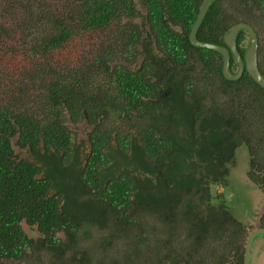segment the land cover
<instances>
[{
    "label": "trees",
    "instance_id": "16d2710c",
    "mask_svg": "<svg viewBox=\"0 0 264 264\" xmlns=\"http://www.w3.org/2000/svg\"><path fill=\"white\" fill-rule=\"evenodd\" d=\"M202 1L0 0V264L42 251L60 264L144 262L148 252L94 260L81 239L92 227L148 229L146 217L161 238L146 244L157 264H203L207 223L234 242L240 224L232 230L221 211L205 215L184 196L225 183L242 145L264 190V88L246 71L226 79L221 54L190 42ZM260 4L214 0L197 38L225 45L236 21L257 27ZM82 121L86 141L68 124ZM24 222L43 236L34 241ZM234 244L229 256L239 252L241 264Z\"/></svg>",
    "mask_w": 264,
    "mask_h": 264
},
{
    "label": "rangeland",
    "instance_id": "374dc122",
    "mask_svg": "<svg viewBox=\"0 0 264 264\" xmlns=\"http://www.w3.org/2000/svg\"><path fill=\"white\" fill-rule=\"evenodd\" d=\"M140 1V0H139ZM225 6L228 5L227 1L223 2ZM264 3V0H263ZM141 4V3H140ZM142 6V5H141ZM138 6L139 9H143L142 12H145V8L142 6ZM261 6V4H260ZM235 6H233L231 12L238 13L235 9ZM249 14L252 13L251 10L248 12ZM239 17V16H238ZM254 17L257 21V31L258 35L260 38V53H259V59L260 63L264 67V12L262 13L259 12V10H254ZM138 21L139 25L143 27V18L142 16L136 20ZM236 22H240L239 20ZM253 25V24H252ZM254 26V25H253ZM175 29L180 30L181 28L176 27ZM146 36V33L144 32L143 37ZM250 42V36L245 34V39L242 43V45L246 48L247 45ZM196 55L197 52H195ZM195 55V56H196ZM193 60L196 61L194 58ZM143 61L142 56L138 59V62L140 63ZM191 66H194V61L191 62ZM70 128L73 129L77 133V140H87V132L91 129V127L88 125H85V121L78 122V123H73L69 122L68 123ZM16 152L21 153V156H26V151H22L19 148L15 149ZM229 170L230 173L227 176L228 184L227 186L218 184V183H212L210 186V192L212 199L210 196L206 195V200L205 204H201L200 202H204L203 200L200 199V192L198 191L197 193L193 191L190 195L184 196L187 197L186 199L189 201H192L193 203L197 204V209L201 210L205 215H207L210 211V207H212L209 204H215L218 205L220 204L221 201L225 202L226 204H222V206L229 208L234 212L235 209H242L243 213L238 212L237 210L235 211V216L236 218H240L243 220L242 222L244 225L248 223V226L250 227V230L248 231L245 226H244V232L248 234V232H251V229L255 227L256 222L258 221V217L262 215V209L264 210V190L260 188L259 186L255 185L249 175V154L248 150L245 146H240L236 149L235 154H234V159L233 161L229 164ZM198 194V196H197ZM219 194H222L221 198L219 197ZM185 199V200H186ZM244 200V201H241ZM262 212V213H261ZM256 214L257 216H253L252 214ZM145 216V215H144ZM146 217V216H145ZM143 217V218H145ZM144 224L146 227H150L146 229L145 227L143 228L142 225L139 223L132 229L131 232L129 233H123V234H116L112 236L109 231L107 230H99L97 227H92L91 228V235L92 237L89 239H81V242L84 247L89 248V250H92V254L94 257V260L97 259V257H102V256H108L109 258H119L121 260H124L126 256L136 254L138 258H141L143 254L142 252L147 253V258L145 261H137V264H157L156 259H154L152 256L149 255V250L146 251L148 248V245H146L148 242L149 244H157V240H160L161 238H157V230L153 229V224L151 221V218L144 219ZM25 231L29 235V237L33 238L34 240L39 239L43 234L38 230L37 226H30L26 222L22 223ZM127 225H123L122 227L125 228ZM247 226V227H248ZM132 227V226H130ZM243 232V234H238V236H234V241L237 246H242L244 247L246 243L247 236ZM62 237H64L63 234H60ZM140 236H146L148 240H141ZM154 239V241H153ZM264 239V238H263ZM106 243V241H108ZM223 240V239H221ZM105 243V244H104ZM234 243L230 244V240L228 239L227 241L224 240V243L220 246L222 249H217L216 245V240H211L210 245L207 246L213 250H219V255L218 256H210L205 254L204 251H202V257L200 259V263H203V261H211L217 259L220 254H229L231 252L230 248L228 245H233ZM106 245V249L103 248V246ZM235 245V244H234ZM256 246V244H255ZM254 246V247H255ZM252 250V260L251 264H264V260L260 261L261 256L264 257V248L258 247L254 248ZM139 249V251H138ZM257 251L255 252V250ZM105 252H102L104 251ZM176 252L182 253V248L175 249ZM221 252V253H220ZM258 252V253H257ZM37 256L36 253L31 254L28 257V260H25L24 258H21L20 260L15 261L16 264H26V261H28L30 264H60L59 259H57V254H48L47 252L43 251L40 255V258H35ZM258 255V256H257ZM155 258H158L159 256L154 255ZM227 258L228 262L226 264H232L234 263L235 258L232 257ZM222 261V258L220 260ZM120 264H123V262H119Z\"/></svg>",
    "mask_w": 264,
    "mask_h": 264
},
{
    "label": "water",
    "instance_id": "95a60500",
    "mask_svg": "<svg viewBox=\"0 0 264 264\" xmlns=\"http://www.w3.org/2000/svg\"><path fill=\"white\" fill-rule=\"evenodd\" d=\"M214 0H203L198 11L197 18L189 33L190 42L197 47H204L215 50L222 55L223 68L222 72L226 79L236 80L246 71L250 76L264 88V76L259 66V35L252 24L240 21L231 26L224 34L225 45L212 42L202 41L197 38V31ZM241 31H248L250 42L245 49L244 56L241 55L238 46V35ZM231 55L234 56L237 63V71L232 72L230 69ZM264 234V228H258L251 232L246 244L244 264H250L251 248L253 240L258 234Z\"/></svg>",
    "mask_w": 264,
    "mask_h": 264
},
{
    "label": "flooded vegetation",
    "instance_id": "af4514ba",
    "mask_svg": "<svg viewBox=\"0 0 264 264\" xmlns=\"http://www.w3.org/2000/svg\"><path fill=\"white\" fill-rule=\"evenodd\" d=\"M262 11L264 12V3H263V0H261V9L259 10V12L260 13H262ZM235 23H237V22H235ZM234 23V24H235ZM254 27V26H253ZM243 32V34H247V35H249V33H248V31H242ZM258 32V31H257ZM259 40H260V38H259ZM244 49H246L245 47H244ZM259 50H260V42H259ZM241 53V52H240ZM245 53V52H244ZM222 56V55H221ZM223 59V58H222ZM122 62H125V64L126 65H128L127 64V62H126V60L125 61H122ZM235 62H236V60H235ZM260 64V63H259ZM196 65V64H195ZM230 69H231V67H230ZM237 69H238V67H237V63H236V68H234L233 70H231L232 72H236L237 71ZM92 130V127H91V129L87 132V136H88V134L90 133V131ZM229 164L230 163H228V165L227 166H229ZM229 168V167H228ZM229 173H230V170H229ZM227 178V177H226ZM212 183H218V184H221V185H224V186H227V184H228V180H226L225 179V183H222V182H213V181H208L207 182V184L205 185V186H207V193H203V192H201V191H199L200 192V194H202V195H204V199H203V203L202 202H200L201 204H205V200H206V195H208V196H210V198L212 199V196H211V192H210V186L212 185ZM222 194H219V197L221 198L222 196H221ZM241 201H244V200H241ZM222 204H226L225 202H223V201H221L220 202V204H218V205H215V204H209V205H211L212 207H210V211H209V213H212V212H216L215 210H218V211H221L222 213H221V216H224V215H226V217H227V220H226V225H227V227H231V229L233 230V229H235L234 228V225H236V224H240V226L239 225H236V227H238L239 228V232H238V234H243V232H244V226H245V228L249 231L250 230V227L248 226V223L246 224V225H244V221L243 220H241L240 218H236V216H235V211L237 210H239V209H235L234 210V212L232 211V210H230L229 208H227V207H223L222 206ZM222 206V207H221ZM264 208V207H263ZM238 212H240V213H243L242 212V209H240ZM263 212V213H262ZM262 215L260 216V217H258L255 213L254 214H252L254 217L255 216H257V218H258V221L256 222V224H255V227H253L252 229H251V232L253 231V230H255V229H258V228H264V210L262 209ZM208 213V214H209ZM244 223H243V222ZM207 225L209 226V227H211V230L209 231V232H207L204 236H203V238H202V242H203V245H202V251H204L205 252V254H206V252H207V254L208 255H210V256H218L219 255V250H213V249H211V248H209V247H207V246H209L210 245V242H211V240H216V245H217V249H221L220 248V246L224 243V240H221V238H220V236L219 237H214L213 236V230H214V228L212 227V225H214V224H211V223H207ZM248 226V227H247ZM39 230V229H38ZM40 231V230H39ZM251 232H248V234L246 233V231L244 232L245 234H246V236H247V239H246V243H245V245H244V247L242 248V246H240V248H241V251H242V253H243V258H242V263L241 264H244V258H245V251H246V244H247V240H248V238H249V235L251 234ZM60 234H63V233H60ZM64 235V234H63ZM234 236H235V234H234ZM42 237V236H41ZM62 237V236H61ZM63 239H66V237H65V235H64V237H62ZM264 234H258L256 237H255V239L253 240V244H252V248H251V257H250V264H251V260H252V250H253V247L255 246V244H256V246L254 247V248H258V247H262V248H264ZM33 239V238H32ZM34 240V239H33ZM34 241H36V240H34ZM234 241V240H233ZM233 243H235V241L233 242ZM222 250V249H221ZM257 251V249L255 250V252ZM43 252V251H42ZM221 253V252H220ZM234 253V255H235V257L234 256H229V254L226 256V258L223 260V262L222 263H220V264H226L227 262H228V260H226L227 258H231V259H233L232 257H234L235 258V260H234V263L232 262V264H240V261H239V259H238V254H239V252L238 253H235V252H233ZM258 253V252H257ZM57 254V253H56ZM258 256V255H257ZM220 260H221V254H220V256L217 258V259H215V260H211V261H203V264H216L217 262L219 263L220 262ZM263 261L264 260V257L263 256H261V258H260V261ZM189 264V263H188ZM190 264H192V263H190Z\"/></svg>",
    "mask_w": 264,
    "mask_h": 264
},
{
    "label": "clouds",
    "instance_id": "9594fccd",
    "mask_svg": "<svg viewBox=\"0 0 264 264\" xmlns=\"http://www.w3.org/2000/svg\"><path fill=\"white\" fill-rule=\"evenodd\" d=\"M249 23V22H248ZM251 24V23H250ZM254 28L256 29V27L254 26ZM257 30V29H256ZM258 33V32H257ZM259 42H260V40H259ZM240 50V49H239ZM260 53V52H259ZM245 54V53H244ZM260 65V64H259Z\"/></svg>",
    "mask_w": 264,
    "mask_h": 264
}]
</instances>
